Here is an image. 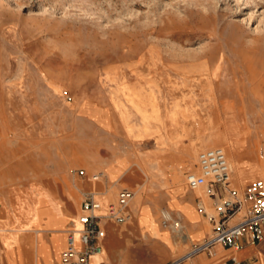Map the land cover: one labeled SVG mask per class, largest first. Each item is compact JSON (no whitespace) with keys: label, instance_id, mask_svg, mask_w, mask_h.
<instances>
[{"label":"rangeland","instance_id":"rangeland-1","mask_svg":"<svg viewBox=\"0 0 264 264\" xmlns=\"http://www.w3.org/2000/svg\"><path fill=\"white\" fill-rule=\"evenodd\" d=\"M161 106L213 141L175 155L165 181L185 186L198 152L216 147L256 160L243 176L264 181V0H0V230L15 231L0 245L13 247L23 227L40 232L49 195L76 220L87 179L110 167L147 181L135 138ZM162 210L157 221L141 211V228L171 233Z\"/></svg>","mask_w":264,"mask_h":264},{"label":"crops","instance_id":"crops-1","mask_svg":"<svg viewBox=\"0 0 264 264\" xmlns=\"http://www.w3.org/2000/svg\"><path fill=\"white\" fill-rule=\"evenodd\" d=\"M187 119L178 111L172 116L169 109L161 106L157 108L156 119L149 120V131L146 135L135 138V141L145 142L146 153L141 155V161L147 170L146 173L143 170L141 172L147 177V181L142 182L137 170L124 169L122 165L117 169L108 168L98 181L87 179L86 190L96 194L102 207L100 213H104L109 205L115 203L117 193L121 189L138 190L134 201L127 209L130 214L129 221L123 224L101 221L100 226L105 232L103 239L99 241L102 252L90 258L91 264H171L188 255L193 246L199 245L210 235L208 230L210 224L197 211L199 201L209 206L210 200L203 192L202 195H198L199 190L190 191L179 179L174 183L165 181L171 162L176 159L175 155L194 154L198 149L213 144V141L201 138L200 126H194L190 116H187ZM237 134L240 139L241 133L238 131ZM231 146L233 145L229 143L228 150L234 154L235 150L232 151ZM231 158H234L236 172L242 179L239 181L235 177L234 183H230L231 187L242 189L253 182H246L249 176L246 178L243 176L244 165L246 162L253 165L256 160L240 154L237 159L236 156ZM127 172L131 173L132 180L124 178ZM155 178L161 179L160 182H154ZM123 185L131 187H122ZM73 207L74 215H78V218L82 213L81 202L79 204L75 200ZM161 207L181 219L183 236L160 229L159 236H153L141 228L138 222L139 213L142 211L149 217L147 219L157 221L158 209ZM38 208L40 226L37 229L40 232L37 234V231L32 232L30 227H23L21 232L18 231V235L10 236L15 240L12 241L13 247L5 245L3 241V245H0V264H58L60 255L66 247L67 231L79 229L80 225L77 218L76 220L69 218L65 213V206L54 201L52 195L44 197ZM47 215L51 218L49 219ZM135 217L133 225L131 223ZM0 232L11 234L15 231L1 229ZM76 240L78 242L77 236ZM7 247L12 250L9 251ZM232 255H235L242 264H264V239L256 246L245 245L237 253L216 245L184 261L183 264H231Z\"/></svg>","mask_w":264,"mask_h":264},{"label":"built area","instance_id":"built-area-1","mask_svg":"<svg viewBox=\"0 0 264 264\" xmlns=\"http://www.w3.org/2000/svg\"><path fill=\"white\" fill-rule=\"evenodd\" d=\"M195 171H186L184 180L190 191L203 189L210 200L212 213L208 206L199 201L197 211L202 214L211 226V232L201 244L193 246L185 257L171 264H183L193 256L219 245L234 253L241 251L245 245H256L264 239V181L255 180L242 189L231 187L232 168L222 148H210L197 155ZM76 175L86 177L84 170ZM102 174L92 175V181H98ZM135 193L129 189H121L117 193L114 204L109 205L104 213L92 191L81 193V215L77 218L79 229L67 231L66 247L60 255L58 264H91L90 258L99 255L102 247L99 241L105 232L101 221L123 224L130 220L127 212ZM162 228L177 233L182 231L181 219L166 210L160 213ZM78 237V242L76 240ZM231 264H242L232 255Z\"/></svg>","mask_w":264,"mask_h":264},{"label":"bare ground","instance_id":"bare-ground-1","mask_svg":"<svg viewBox=\"0 0 264 264\" xmlns=\"http://www.w3.org/2000/svg\"><path fill=\"white\" fill-rule=\"evenodd\" d=\"M236 34V33H235ZM232 36H233V34H232ZM235 38V37H234ZM238 128L237 127H233V126H230V128H229V132H228V134H229V137H230V140H231V144L233 145V147H235V149H239V136H238ZM232 147V146H231ZM224 149V148H223ZM241 157V156H240ZM234 158H232V162L230 161V159H229V162H230V165H231V168H232V172H235V162H234V160H233ZM236 159H237V157H236ZM246 159V158H245ZM238 161V160H237ZM233 163V164H232ZM135 193V196H136V192H134ZM172 214V213H171ZM74 226H75V224H74ZM77 227V226H76ZM74 229H76V228H74ZM179 232V234H181L182 233V231H178Z\"/></svg>","mask_w":264,"mask_h":264}]
</instances>
